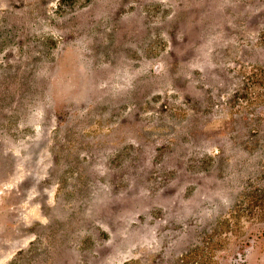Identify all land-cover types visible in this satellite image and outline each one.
Wrapping results in <instances>:
<instances>
[{
	"label": "rangeland",
	"instance_id": "obj_1",
	"mask_svg": "<svg viewBox=\"0 0 264 264\" xmlns=\"http://www.w3.org/2000/svg\"><path fill=\"white\" fill-rule=\"evenodd\" d=\"M0 264H264V0H0Z\"/></svg>",
	"mask_w": 264,
	"mask_h": 264
}]
</instances>
